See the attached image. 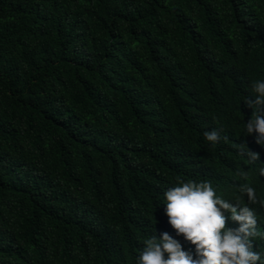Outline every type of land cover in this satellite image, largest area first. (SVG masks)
Instances as JSON below:
<instances>
[{
	"label": "trees",
	"instance_id": "16d2710c",
	"mask_svg": "<svg viewBox=\"0 0 264 264\" xmlns=\"http://www.w3.org/2000/svg\"><path fill=\"white\" fill-rule=\"evenodd\" d=\"M256 80L264 0H0V264H137L164 232L195 255L164 193L244 182Z\"/></svg>",
	"mask_w": 264,
	"mask_h": 264
},
{
	"label": "clouds",
	"instance_id": "9594fccd",
	"mask_svg": "<svg viewBox=\"0 0 264 264\" xmlns=\"http://www.w3.org/2000/svg\"><path fill=\"white\" fill-rule=\"evenodd\" d=\"M255 99L244 104L252 109L245 123L248 136L238 150L241 162H235L244 182L180 181L165 193L166 215L178 235L195 245L192 251L183 249L179 240L164 232L144 241L137 264H257L261 254L253 250V238H264L257 228L258 217L251 204L257 203L256 192H264V80L251 84ZM223 129L204 132L206 141L215 146ZM262 178V181L260 179ZM239 192L235 202L229 197ZM246 195L248 204L243 202ZM264 205V201H260ZM231 213V216H230ZM230 216V217H229ZM239 222L238 228L227 226L228 219ZM264 264V262H262Z\"/></svg>",
	"mask_w": 264,
	"mask_h": 264
}]
</instances>
